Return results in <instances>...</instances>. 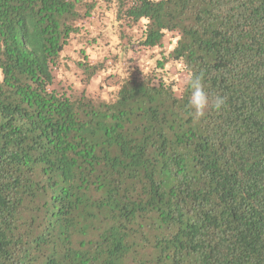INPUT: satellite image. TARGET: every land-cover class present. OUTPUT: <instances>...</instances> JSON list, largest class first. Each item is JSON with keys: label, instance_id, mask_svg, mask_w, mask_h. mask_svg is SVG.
Segmentation results:
<instances>
[{"label": "trees", "instance_id": "16d2710c", "mask_svg": "<svg viewBox=\"0 0 264 264\" xmlns=\"http://www.w3.org/2000/svg\"><path fill=\"white\" fill-rule=\"evenodd\" d=\"M100 4L127 51L173 35L166 60L226 106L195 119L161 72L66 94L97 2L0 0V264H264V0Z\"/></svg>", "mask_w": 264, "mask_h": 264}, {"label": "rangeland", "instance_id": "374dc122", "mask_svg": "<svg viewBox=\"0 0 264 264\" xmlns=\"http://www.w3.org/2000/svg\"><path fill=\"white\" fill-rule=\"evenodd\" d=\"M97 2V11L82 25L79 34L74 35L62 54L61 65L55 68L57 87L66 94H86L97 100L114 101L119 85L129 75L152 76L161 72L175 83L178 95L183 92L188 75L179 64L166 60L174 47L175 39L168 34L160 48L151 50L135 48L127 51L120 40V32L114 22V10H108ZM159 62L164 63L163 67ZM100 67L98 74L90 81L82 71V64ZM1 78V72H0Z\"/></svg>", "mask_w": 264, "mask_h": 264}, {"label": "clouds", "instance_id": "9594fccd", "mask_svg": "<svg viewBox=\"0 0 264 264\" xmlns=\"http://www.w3.org/2000/svg\"><path fill=\"white\" fill-rule=\"evenodd\" d=\"M190 88L189 106L194 110L195 119L205 117L209 108L221 111L227 103V97L210 94L204 86L202 74H193L186 81Z\"/></svg>", "mask_w": 264, "mask_h": 264}]
</instances>
